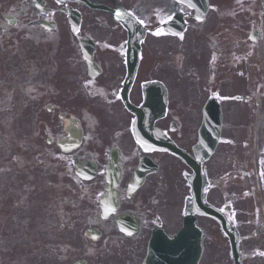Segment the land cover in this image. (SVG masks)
Listing matches in <instances>:
<instances>
[{
  "label": "flooded vegetation",
  "instance_id": "af4514ba",
  "mask_svg": "<svg viewBox=\"0 0 264 264\" xmlns=\"http://www.w3.org/2000/svg\"><path fill=\"white\" fill-rule=\"evenodd\" d=\"M89 1L121 6L145 25L156 23L155 36L166 23L182 18L194 42L202 45L205 79L195 71L181 72V35L166 43L160 38L155 45L148 40L142 43L127 98L140 108L148 84L157 82L165 88V116L155 120V128L191 152L190 144H180L177 122L181 111H199L201 105L182 103L185 74L199 86L204 84L206 99H214L220 108L222 129L233 139L232 146L253 149L260 123L264 125V0H238L233 5L209 0L202 21L194 18V9L175 0H131L129 5L122 0ZM70 10L79 17L76 30ZM84 49L91 50V65ZM125 50L126 31L111 12L74 0H0V131L9 118L7 108L15 120L21 111L30 113L25 123L28 134L15 136L8 154L0 147V172L7 166L12 169L16 159L27 160L25 176L33 181L22 195L14 189L13 200L0 193V264H75L81 259L87 264H105L109 256L104 243L124 237L113 220L102 219L97 210L111 153L121 160L119 211L140 215L142 239L157 226V215L147 202L156 206L153 191L155 186L161 189V182L148 175L130 193L135 169L142 158L157 165V174L169 167L187 169L167 152L137 141L135 116L121 99ZM144 125L148 126L147 120ZM230 156L233 161L226 167H216L212 161L202 164L206 181V171H246V161L237 158L236 150ZM89 161L96 164V176L83 180L74 171ZM263 162L258 161V171H264ZM38 171L51 176L67 171L65 185L46 183L45 178L41 183ZM43 219L49 226L40 240L38 220ZM86 223L100 230L104 238L100 246L98 241L87 242ZM75 226L78 235L71 242L69 235ZM137 249L118 248L125 263L110 260L109 264H141Z\"/></svg>",
  "mask_w": 264,
  "mask_h": 264
},
{
  "label": "rangeland",
  "instance_id": "374dc122",
  "mask_svg": "<svg viewBox=\"0 0 264 264\" xmlns=\"http://www.w3.org/2000/svg\"><path fill=\"white\" fill-rule=\"evenodd\" d=\"M197 56L198 53L194 56H190L188 51H186L184 65L196 66L199 64L201 59H199ZM19 129H21V131H24L25 129L27 132V127L25 124H22ZM252 172L255 173V171ZM22 180L24 184H33V181L27 182V176H24ZM183 181L184 180L181 178L179 172H170L165 178L164 182L161 183V187L166 189L167 195L169 197L168 200L164 201L163 203L164 208L161 214L164 222L171 231L175 229L176 225L181 220L180 217L183 210V202L187 195V187ZM224 193L227 196V192ZM212 194L213 197L211 200L217 202L218 195L220 194L216 189L213 190ZM234 196V207L236 211L239 212L236 216V219L238 223L240 222V231L242 235L240 246L242 254L245 255V264H259L255 260H259L260 257H264V231L260 230L261 226L256 221V205L252 200L243 202L239 195L235 194ZM199 222L207 231V236L204 240V251L200 264H231L230 258L228 256V245L218 225L208 218H201ZM254 250L256 252L255 257L250 255V253ZM261 253L263 254L260 255ZM136 254L140 255L141 250L137 249Z\"/></svg>",
  "mask_w": 264,
  "mask_h": 264
},
{
  "label": "water",
  "instance_id": "95a60500",
  "mask_svg": "<svg viewBox=\"0 0 264 264\" xmlns=\"http://www.w3.org/2000/svg\"><path fill=\"white\" fill-rule=\"evenodd\" d=\"M204 1V0H203ZM205 6V4H204ZM139 115V114H138ZM208 128L205 126L200 129L201 139L209 142ZM207 138V139H206ZM214 142L212 141V145ZM171 149L173 147H170ZM175 153L179 152L173 149ZM181 157L192 167L194 162L191 158L181 154ZM115 160L109 165V170L115 169ZM193 201L194 208L198 213H206L216 218L222 229L227 233L231 247L234 264H241L237 251L238 236L224 216L212 207L204 206L201 203V177L199 171H195L193 176ZM191 211L190 208L188 210ZM202 230L196 225L195 219L189 215L184 218L182 229L175 237H168L162 233H156L149 244V256L144 264H197L201 252Z\"/></svg>",
  "mask_w": 264,
  "mask_h": 264
}]
</instances>
